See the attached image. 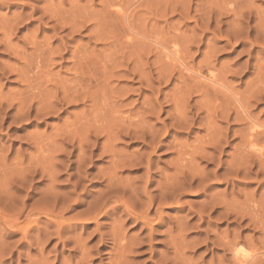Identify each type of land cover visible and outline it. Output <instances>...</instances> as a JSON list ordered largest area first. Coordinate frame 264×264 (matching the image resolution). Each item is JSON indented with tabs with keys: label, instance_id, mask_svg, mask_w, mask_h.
<instances>
[{
	"label": "rangeland",
	"instance_id": "1",
	"mask_svg": "<svg viewBox=\"0 0 264 264\" xmlns=\"http://www.w3.org/2000/svg\"><path fill=\"white\" fill-rule=\"evenodd\" d=\"M0 32V264H264V0H0Z\"/></svg>",
	"mask_w": 264,
	"mask_h": 264
},
{
	"label": "bare ground",
	"instance_id": "2",
	"mask_svg": "<svg viewBox=\"0 0 264 264\" xmlns=\"http://www.w3.org/2000/svg\"><path fill=\"white\" fill-rule=\"evenodd\" d=\"M126 10H127V9H126ZM59 11H60V10H59ZM59 11H58V12H59ZM115 11H116V10H115ZM118 11H119V10H118ZM118 11H117V12H118ZM55 12H56V11H55ZM55 12H54V13H55ZM119 12H120V11H119ZM122 12H123V11H122ZM124 12H125V11H124ZM59 13H60V12H59ZM120 13H121V12H120ZM120 13H118V14H120ZM121 14H122V13H121ZM119 16H120V15H119ZM121 16H122V15H121ZM123 17H124V16H123ZM119 18H120V17H119ZM121 19H122V17H121ZM122 20H123V19H122ZM14 22H15V21H14ZM2 23H3V22H2ZM4 25H5V24H4ZM129 25H130V24H129ZM130 26H131V25H130ZM130 29H131V28H130ZM1 30H2V29H1ZM13 30H14V29H13ZM131 30H132V29H131ZM126 31H127V30H126ZM132 31H133V30H132ZM1 32H2V31H1ZM1 32H0V33H1ZM128 32H129V31H127V33H128ZM102 33H103V32H102ZM104 33H105V32H104ZM109 33H110V32H109ZM133 33H134V32H133ZM105 34H106V33H105ZM105 34H104V35H105ZM107 34H108V33H107ZM135 34H136V33H135ZM4 35H5V33H4ZM104 35H103V36H104ZM110 35H112V34H110ZM113 35H114V34H113ZM139 35H140V34H139ZM141 35H142V34H141ZM143 35H144V34H143ZM108 36H109V35H108ZM115 36H116V35H115ZM144 36H145V35H144ZM3 37L5 38V36H3ZM111 37H112V36H111ZM113 37H114V36H113ZM134 37H135V36H134ZM138 37H139V36H138ZM141 37H142V36H141ZM6 39H7V38H6ZM97 39H98V38H97ZM136 40H137V39H136ZM138 40H139V39H138ZM140 40H141V39H140ZM140 40H139V41H140ZM144 40H145V39H144ZM5 42H6V41H5ZM129 42H130V41H129ZM141 43H142V42H141ZM158 43H160V42H158ZM158 43H157V44H158ZM3 44H4V42H3ZM4 45H5V44H4ZM6 45H7V44H6ZM140 45H141V44H140ZM8 46H9V45H8ZM163 46H164V45H163ZM161 47H162V46H161ZM141 48H142V47H141ZM163 48H164V47H163ZM171 48H173V47H171ZM9 49H10V48H9ZM161 49H162V48H161ZM170 51H171V50H170ZM173 51H174V50H173ZM164 52H165V49H164ZM171 52H172V51H171ZM171 52H166V53H169L170 55H168V54H167V55L165 54V55H166L167 59H168V58H169V59L172 58V59H174V61H175V60H176V55H175L174 52H173L174 54L171 53ZM74 59H76V58L74 57ZM177 60H178V59H177ZM177 60H176V61H177ZM79 62H80V61H79ZM76 63H78V62H76ZM78 64H79V63H78ZM73 65H74V64H73ZM76 66H78V65L76 64ZM79 66H80V64H79ZM72 69H76V67H75V68H72ZM91 69H92V68H91ZM187 70H188V69H187ZM12 71H13V70H12ZM12 71H11V72H12ZM189 71H191V70H189ZM189 71H187V72L189 73ZM78 72H79V71H78ZM190 73H191L192 76H194L195 78H197V79L199 80V83L205 85L206 88H207V87H211L212 90H213V89L216 90V91L218 90L220 93H222V92H221L222 90L225 91V88L223 87V85H221V83H219V81H218L219 79H218V80L215 79L216 77H214V76H210V74H209L208 76H204V75L200 74L198 71H197V72H193V73H192V71H191ZM74 75H76V74H74ZM59 76H60V75H59ZM185 77H186V76H185ZM189 77H190V76H189ZM73 78H75V77H73ZM195 78H194V79H195ZM75 79H76V78H75ZM191 79H192V78H191ZM197 79H196V81H197ZM96 80H97V79H96ZM66 81H67V80H66ZM66 81H65V82H66ZM79 81L81 82L80 79H79ZM92 81H93V80H92ZM223 81H224V80H223ZM82 82H83V81H82ZM85 82H86V81H85ZM87 82H88V81H87ZM89 82H90V81H89ZM197 82H198V81H197ZM66 83H67V82H66ZM71 83H72V82H71ZM71 83H70V84L68 83L70 87H71ZM77 83H78V82H77ZM77 83H76V84H77ZM63 84H64V83H63ZM76 84H75V85H76ZM79 84H80V83H79ZM79 84H78V85H79ZM197 84H198V83H197ZM224 84H225V82H224ZM78 85H77V86H78ZM95 85H96V84H95ZM69 86H68V87H69ZM96 86H97V85H96ZM197 86L202 88V86H200L199 84H198ZM61 87H62V86H61ZM70 87H69V88H70ZM74 87H75V86H74ZM78 87H79V86H78ZM71 88H73V86H72ZM71 88H70V90H73V89H71ZM79 88H80V87H79ZM194 88H195V87H194ZM61 89H63V87H62ZM197 89H198V88H197ZM209 89H210V88H209ZM64 90H65V89H64ZM70 90H68L69 93H70ZM188 90H190V89H188ZM201 90H202V89H200L199 92H201ZM229 90H230V89H229ZM68 91H66V92H68ZM73 91H75V90H73ZM78 91H79V90H78ZM195 91H196V89H195ZM71 92H72V91H71ZM76 92H77V89H76L75 93H76ZM203 92L205 93L206 91L203 90ZM227 92H228V91H227ZM64 93H65V92H64ZM75 93L72 92L73 95H74ZM212 93H213V92H212ZM223 93H225V92H223ZM78 94H79V92H78ZM207 94H208V93H207ZM61 95H63V94H61ZM66 95H67V93H66ZM63 96H64L63 99H65L66 97L69 98L68 96H65V95H63ZM70 96H72V95H70ZM75 96H76V95H75ZM222 96H223V95H222ZM235 97H236V96H235ZM72 98H73V97H72ZM225 98H226V97H225ZM232 98H233V97H232ZM63 99H61V100L64 101ZM228 99H229V98H228ZM73 100H74V99H73ZM76 100H77V99H76ZM76 100H75V101H76ZM104 100H106V99H104ZM229 100H230V99H229ZM68 101H71V100L68 99ZM232 101H233V100H232ZM238 101H239V100H238ZM233 102H234V101H233ZM112 103H113V102H112ZM242 103H243V102H242ZM46 104H47V103H46ZM52 105H53V104H52ZM102 105H103V104H102ZM227 105H228V104H227ZM44 106H45V104H44ZM50 106H51V105H50ZM115 106H117V105H115ZM230 106H231V105H230ZM231 107H232V106H231ZM243 107H244V106H243ZM21 108H22V106H21ZM45 108H46V106H45ZM116 108H117V107H116ZM17 109H18V108H17ZM46 109H47V108H46ZM46 109H45V110H46ZM111 109H112V108H110V110H111ZM113 109H114V108H113ZM113 109H112V111H113ZM35 110H36V109H35ZM98 110H99V109H98ZM145 110H146V109H145ZM22 111H23V108H22ZM24 111H25V109H24ZM43 111H44V110H43ZM234 111H235V109H234ZM20 112H21V109H20ZM36 112H37V111H36ZM116 112H117V111H116ZM139 112H140V111H139ZM24 113H25V112H24ZM24 113H23V114H24ZM47 113H48V111H47ZM111 113H112V112H111ZM141 113H142V112H141ZM235 113H236V112H235ZM235 113H234V114H235ZM38 114H39V113H38ZM116 114H117V113H116ZM116 114L114 113V115H116ZM143 114H144V112H143ZM19 115H21V114H19ZM114 115H113V116H114ZM22 116H23V115H22ZM109 116H110V115H109ZM141 116H142V115H141ZM141 116H140V117H141ZM234 116H236V115H234ZM222 118H224V116H223ZM237 118H239V117L237 116ZM240 118H241V117H240ZM240 118H239V120H241ZM244 118H245V117H244ZM244 118H243V119H244ZM226 119H227V118H226ZM233 119H234V118H233ZM246 119H247V118H246ZM108 120H110V119H108ZM112 120H113V119H112ZM224 120H225V118H224ZM234 120H235V119H234ZM117 121H118V119H117ZM120 121H121V120H120ZM137 121H138V120H137ZM139 121H140V118H139ZM181 121H182V120H181ZM237 121H238V120H237ZM248 121H249V120H248ZM109 122H110V121H109ZM127 122H128V121H127ZM132 122H133V121H132ZM183 122H185V120H183ZM233 122H234V121H233ZM238 122H241V121H238ZM250 122H251V121H250ZM133 123H134V122H133ZM135 123L138 124L136 121H135ZM135 123H134V125H135ZM252 123H253V122H252ZM119 124H123V123H119ZM124 124H125V123H124ZM126 124H127V123H126ZM128 124H129V123H128ZM131 124H132V123H131ZM140 124H141V123H140ZM140 124H139V126H140ZM237 124H238V123H237ZM247 124H248V123H247ZM110 125H111V124H110ZM110 125H109V127H110ZM113 125H114V124H113ZM259 125H260V124H259ZM259 125H256V124H252V125H250V126H251V127H250V128H251V132H250V133L247 132V136H246V137H248V138H247V139L245 138V140H247L246 142H247V146L249 147V151L251 150V151L253 152V154H254V152L260 150V148L257 147V146H258V145H257V143H258L257 137H258L260 134H263V135H264V127L259 126ZM115 126H117V125H115ZM118 126H119V125H118ZM125 126H126V125H124L123 127H125ZM129 126H131V125H129ZM139 126H138V127H139ZM109 127H108V128H109ZM112 127H113V126H112ZM126 127H127V126H126ZM132 127H133V128H132V130H130V131H133V129L136 130V129H135L136 127L134 128L133 125H132ZM118 128H119V127H118ZM130 128H131V127H130ZM142 128H143V127H142ZM123 129H124V128H123ZM125 129H127V128H125ZM128 129H129V128H128ZM117 130H118V129H117ZM121 130H122V128L120 129V132H121ZM145 130H146V129H145ZM150 130H151V129H150ZM100 131H101V130H100ZM108 131H109V130H108ZM139 131H140V130H139ZM141 131H142V129H141ZM147 131H149V130H147ZM71 132H72V131H71ZM71 132H70V133H71ZM95 132H96V131H95ZM102 132H103V131H102ZM110 132H111V131H110ZM118 132H119V131H118ZM123 132H124V131H123ZM125 132H126V131H125ZM121 133H122V132H121ZM65 134H67V133H65ZM71 134L73 135V133H71ZM71 134H70V135H71ZM123 134H124V133H123ZM126 134H127V133H125V135H126ZM153 134H154V133H153ZM245 134H246V133H245ZM245 134H244V135H245ZM120 135H121V134H120ZM147 135H148V134H147ZM218 135H219V134H218ZM263 135H262V136H263ZM73 136H74V135H73ZM106 136H108V135H106ZM116 136H117V138H119L118 135H116ZM148 136L150 137V135H148ZM151 136H152V138H153L154 135H151ZM260 136H261V135H260ZM53 137H54V136H53ZM57 137H58V135H57ZM71 138H72V137H71ZM117 138H116V139H117ZM152 138H151V139H152ZM215 138H216V137H215ZM54 139H56V137H55ZM72 139H73V138H72ZM151 139H150V140H151ZM212 139H213V138H212ZM217 139H218V137H217ZM215 140H216V139H215ZM52 141H53V140H52ZM153 141H154V139H153ZM212 141H213V140H212ZM217 142H219V140H217ZM259 142H260V141H259ZM263 142H264V141H263ZM146 143H147V142H146ZM225 143H226V142H225ZM52 144H54V143L52 142ZM153 144H155V143H153ZM214 144H215V142H214ZM216 144H217V143H216ZM216 144H215V145H216ZM219 144H220V143H219ZM219 144H218V145H219ZM145 145H146V144H145ZM148 145H149V143H148ZM218 145H217V146H218ZM45 146H47V145H45ZM107 146H108V145H107ZM109 146H110V144H109ZM148 147H149V146H148ZM40 148H41V147H40ZM107 148H108V147H107ZM149 148H150V147H149ZM151 148H152V147H151ZM79 149H80V148H79ZM108 149H109V148H108ZM110 149H111V148H110ZM245 150H246V149H245ZM249 151H248V152H249ZM251 151H250V152H251ZM103 152H104V151H103ZM250 152H249V155L251 154ZM113 153H114V152H113ZM259 153H260V152H259ZM259 153H258V154H259ZM107 154H108V153H107ZM110 154L112 155V153H110ZM104 155H105V154H104ZM247 155H248V154H247ZM243 157H244V156H243ZM243 157H242V158H243ZM259 157H261V156H259ZM113 159L115 160V158H113ZM135 159H137V158H135ZM116 160H117V159H116ZM116 160H115V161H116ZM243 160H244V158H243ZM110 161H111V160H110ZM115 161H114V162H115ZM118 161H120V160H118ZM121 161H122V160H121ZM245 161H246V160H245ZM248 162H249V161H248ZM254 162H255V161H254ZM258 162H259V159H258ZM138 164H139V163H138ZM116 165H117V164H116ZM118 165H119V164H118ZM121 165H122V163H121ZM110 167L113 168L112 166H110ZM115 167H116V166H115ZM113 169H114V168H113ZM234 172H235V171H234ZM180 174H182V173H180ZM111 176H112V175H111ZM111 176H110V177H111ZM185 176H186V175H185ZM178 177H179V176H178ZM181 177H182V176H181ZM111 178H112V177H111ZM181 179H182V178H181ZM183 179H185V178H183ZM186 179H187V177H186ZM173 180H174V179H173ZM174 181H176V180H174ZM185 181H186V180H185ZM176 182H178V180H177ZM179 182H180V181H179ZM111 183H112V182H110V184H111ZM199 183H200V182H198V185H199ZM180 184H181V183H180ZM180 184L177 185V186H180ZM168 185H169V184L167 183V186H168ZM167 186H166V187H167ZM171 186H172V185H171ZM168 187H169V186H168ZM170 189H171V188H170ZM177 189H178V188H177ZM175 190H176V189H175ZM173 197H174V196H173ZM149 201H150V200L148 199V202H149ZM215 202H217V200H216ZM221 202H222V201H221ZM149 203H150V202H149ZM176 203H177V202H176ZM211 203H213V200H212ZM211 203H210V204H211ZM213 204H214V203H213ZM213 204H212V205H213ZM217 204H218V203H217ZM221 204H222V203H221ZM149 207H150V206H149ZM210 209H211V208H210ZM224 215H225V214H224ZM226 216H227V214H226ZM56 230H57V228H56ZM218 238H219V237H218ZM114 239H115V238H114ZM226 239H227V238H226ZM222 240H223V239H222ZM115 241H116V240H115ZM120 242H121V241H120ZM216 242H217V241H216ZM223 242H225V241H223ZM223 242H222L221 244H223ZM219 243H220V242H219ZM226 243H227V242H226ZM231 243H232V244H231V247H232V245H233V241H232ZM234 243H236V242L234 241ZM224 244H225V243H224ZM224 244H223V246L225 247V246H227L228 243L225 244V245H224ZM228 245H229V246H227V248H228V247L230 248V244H228ZM120 247L122 248V246H120ZM225 248H226V247H225ZM229 248H228V250H229ZM230 249H231V248H230ZM239 249H240V250H239ZM120 250H122V249H120ZM231 250H232V252H231V253H232V258H234V260H235V262H236V263H235V262H233V263H235V264H243L244 262L247 261V258H249V257L245 254V251H244L243 249H242L243 251H241V248H238V247L235 246V245H234V247H233ZM124 251H125V250H124ZM126 251H127V250H126ZM130 251H131V249H130ZM120 252H121V251H120ZM128 252H129V250H128ZM229 252H230V251H229ZM246 252H247V251H246ZM256 252H257V251H256ZM124 253H125V252H124ZM119 255H120V254H119ZM122 256H123V255H122ZM253 256H254V255H253ZM119 257H120V256H119ZM123 258H124V256H123ZM174 258H175V257H174ZM255 258H256V257H255ZM120 259H121V258H120ZM252 259H254V258L252 257ZM256 259H257V258H256ZM256 259H255V260H256ZM124 260H125V259H124ZM124 260H123V262H125ZM175 260H176V259H175ZM250 260H251V259H250ZM121 261H122V260H121ZM126 261H127V259H126ZM168 261H169V260H168ZM253 261H254V260H253ZM260 261H262V260H260ZM172 262H173V261H172ZM248 262H249V261H248ZM251 263H252V262H251ZM43 264H44V263H43ZM115 264H117V263H115ZM125 264H126V263H125ZM127 264H128V263H127ZM246 264H247V263H246ZM249 264H250V263H249Z\"/></svg>",
	"mask_w": 264,
	"mask_h": 264
}]
</instances>
